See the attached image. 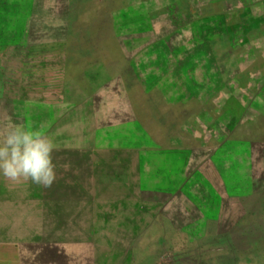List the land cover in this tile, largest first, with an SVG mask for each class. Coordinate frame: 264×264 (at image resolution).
I'll use <instances>...</instances> for the list:
<instances>
[{
	"label": "rangeland",
	"instance_id": "1",
	"mask_svg": "<svg viewBox=\"0 0 264 264\" xmlns=\"http://www.w3.org/2000/svg\"><path fill=\"white\" fill-rule=\"evenodd\" d=\"M57 1L0 0V132L12 122L42 130L56 144L57 165L50 187L0 177V264H264V190H247L239 162L254 154L251 140L264 142V38L251 31L264 19V0ZM221 9L234 11L236 24L243 18L245 31L222 39L236 44L241 96L220 84L214 103L226 99L229 112L214 114L204 140L197 129L177 148L164 117L185 109L201 128L205 105L165 103L159 82L190 69L216 82L225 72L198 31L222 36ZM178 40L186 56L174 61ZM124 87L148 138L139 145L151 140L161 152L118 151L115 129L128 121L116 110ZM60 124L68 133L56 132ZM223 127L233 129L232 141L216 139ZM37 234L72 242L77 253L43 247Z\"/></svg>",
	"mask_w": 264,
	"mask_h": 264
},
{
	"label": "trees",
	"instance_id": "2",
	"mask_svg": "<svg viewBox=\"0 0 264 264\" xmlns=\"http://www.w3.org/2000/svg\"><path fill=\"white\" fill-rule=\"evenodd\" d=\"M14 3L17 4H22L24 3V0H13ZM34 0H32L33 2ZM27 2V1H25ZM31 2V1H30ZM66 2V0H65ZM221 14L219 13V16H222V22H220L218 29L221 30L223 32L222 36H220L217 39H213L210 37L211 33L205 32V28H202L201 30L199 29V36L203 37V44L207 45L209 47V49L211 51H213V56L215 61L219 64V65H223V67L226 69L225 72H222L221 75L216 76V82H214L213 80H211V78H207L206 76H202L201 79H197L196 77V71L194 69H190L187 72H185L183 75L178 76V74L175 73H170L169 75H167L166 77H162L161 81L159 82V88L160 90L158 91V93H156L159 97L164 99L165 103H177L179 105L184 106L186 103H188L191 100H195V99H199L200 101H202L205 105L204 109L202 110V124L204 125L201 128H197L194 127L193 125H191L190 123V116L191 114L183 109L181 111V113L178 116H174L173 119H176V123L178 124V128L180 130H182L183 132H185L186 134H194L196 132L197 129L200 130V132L198 134L202 135V140L205 139V137L203 136V131L206 128V135H210L212 132V125L214 124V114L218 113V112H229V106L227 107L226 104V99L225 100H221L219 102H215L214 103V96L216 95L217 89H219L221 87L220 84H222L223 88L226 89V91L228 92L229 97L232 98L233 97H238L237 95L241 96L240 94H237L238 90H240L241 88H243V83H244V74L241 73L240 70V62L238 60H235L234 62H232V58L235 56L237 47L235 42H233L232 40L224 43L222 41L223 36L225 35H231V39L233 38L232 35H234L235 32L237 31H245V28L242 27L241 22L243 21V18L238 17L239 20V24L234 23V21H236L237 19V15L234 14V11L232 10H224L221 9ZM236 13V12H235ZM254 12L250 10L249 15L250 16H255L253 14ZM259 13V12H258ZM258 15V14H257ZM261 15V14H260ZM258 15V16H260ZM243 17V16H242ZM262 17V15H261ZM264 18V17H263ZM65 20L69 21V18H65ZM217 20H219L217 17H215L214 15L211 16V24L218 22ZM204 29V30H203ZM194 31V30H193ZM203 31V33H202ZM253 34H257V32H262L260 33L258 36L261 38H264V19L262 20V23H260L258 26L255 27V29L251 30ZM250 31V32H251ZM208 36V37H207ZM182 41L183 40H178L176 41V51L173 55V59L174 61L179 60L182 57L186 56V53L182 50V48H179V46H182ZM192 45L195 44V38L192 39V41L190 42ZM181 44V45H180ZM181 80L184 84L187 85V88H190L189 86L191 85V83L196 84L193 85L195 86L197 89V92L194 93H190L186 87H181V83L178 80ZM220 86V87H219ZM219 87V88H218ZM16 94H18L17 92H11V91H7L6 95L7 97L9 96H13V98H17ZM225 112V113H226ZM235 116V114H233ZM242 118H238V116L234 117L233 120V124H237ZM174 121V120H173ZM61 125V124H60ZM124 129V130H123ZM115 135L117 137H120L121 140L123 141V146L128 145V146H138L139 143H141V140L143 137H145L146 139V132L145 130H143L141 123L140 125H136V123L134 122H129V121H125L123 122L121 125H119L116 129ZM168 130V129H167ZM169 133V132H168ZM171 134V133H170ZM205 134V133H204ZM233 129L232 128H227V127H223L222 130H220V134L217 136L216 139H218V142L220 143H226V142H230L233 139ZM172 138L177 139L179 141L182 140L174 134L171 135ZM148 139V138H147ZM146 139V140H147ZM149 141V140H148ZM147 141V142H148ZM112 142V140H111ZM143 144V143H142ZM122 146V145H121ZM118 146V147H121ZM146 145L143 146H139L136 148H143ZM182 147V145L180 144L179 146H177V148ZM207 147V146H206ZM250 148L252 150H255V152L258 153V155L254 152V154L252 153V151L248 154L245 155L244 157H242L243 159L239 162L241 164V167L245 168V170H247L248 172H246L245 176L247 177V179H249L251 181L250 186L247 187V190L249 189H253L254 191H259L262 192L264 190V142L259 141V139H253L250 141ZM156 153V152H161L158 150L155 151H150L149 153L146 154H142L143 156H148L151 153ZM203 152H207V153H211L212 151L210 150H204ZM160 154H166L165 152H162ZM234 163H230L229 167H233ZM248 165V167H247ZM254 170V172H253ZM260 170L262 171L261 176H258V173L260 172ZM259 171V172H257ZM240 174V172H239ZM208 180V179H207ZM209 181V180H208ZM210 182V181H209ZM212 183H215L214 186L212 185ZM217 183H221V178H219V176L215 175V177L211 180V185L213 188V191L215 192V194L220 195L217 191L219 190L217 187ZM233 185V183L229 182L227 185ZM225 187V182L220 186V189H223ZM227 187V186H226ZM229 192L226 191L227 197L226 198H221L223 202L225 203H229L230 200L232 199V197H234L232 194H228ZM220 198V197H219ZM228 206V205H227ZM226 206V207H227ZM225 209V208H224ZM227 211V210H226ZM224 211V213L226 212ZM211 238H214V236H212ZM51 240V238H50ZM215 240H218L215 237ZM40 245H42L43 247H49L55 250H58L60 254L66 255L69 257L70 254L66 253L65 251H63L60 247V244H58V241H51V242H45V243H39Z\"/></svg>",
	"mask_w": 264,
	"mask_h": 264
},
{
	"label": "clouds",
	"instance_id": "3",
	"mask_svg": "<svg viewBox=\"0 0 264 264\" xmlns=\"http://www.w3.org/2000/svg\"><path fill=\"white\" fill-rule=\"evenodd\" d=\"M56 144L40 129L12 122L0 132V177L50 187L56 180Z\"/></svg>",
	"mask_w": 264,
	"mask_h": 264
},
{
	"label": "water",
	"instance_id": "4",
	"mask_svg": "<svg viewBox=\"0 0 264 264\" xmlns=\"http://www.w3.org/2000/svg\"><path fill=\"white\" fill-rule=\"evenodd\" d=\"M24 1H28V0H24ZM57 3L63 5L65 3V0H59L57 1ZM61 25L63 24V27L66 28L70 25L69 21L67 20H63L61 23ZM51 43V42H49ZM128 88H123V93L119 94L121 95V104L119 107L116 108L117 111H121L126 118L128 119L129 122H134L136 123V125H140V121H139V115L137 113V111H135V108L133 107V105L130 102V97H129V92H128ZM161 102L158 101L155 98V102H154V108L155 110L158 112V108L160 106ZM174 114H168V116H165V124H167V129H168V134L169 136H171L172 134L175 133V135H177L181 140L182 143L181 145L185 144V140L188 138H191L192 135L190 134H186L185 132H183L182 130H180L178 128V124L176 123V119H173ZM174 120V121H173ZM67 125L64 126V124L60 125L59 127H56L55 130L56 132H60L62 134L64 133H68L67 131H65ZM68 130V129H67ZM124 130V129H123ZM171 133V134H170ZM151 140H149L147 142V144H145L146 146H144L143 148H136L139 147L141 145L138 146H121V148H119L118 151H121L122 153H127V154H135L136 152H138V154H146L149 153L150 151H155L158 150L160 151L157 146H155V144L150 142ZM87 146H85L86 148ZM89 148V147H88ZM50 238L43 235V234H37V240L39 241V243H45L49 240ZM64 241V240H63ZM62 244H60V247L63 251H65L68 254H73V253H77L76 249L78 246H74V244H72V242L69 241H64L61 242ZM90 246L88 244L82 245L80 247V252H78L79 255H85L88 251H89Z\"/></svg>",
	"mask_w": 264,
	"mask_h": 264
}]
</instances>
